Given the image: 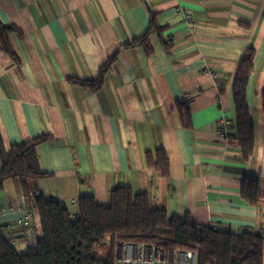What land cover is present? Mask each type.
Masks as SVG:
<instances>
[{
	"label": "crops",
	"instance_id": "obj_1",
	"mask_svg": "<svg viewBox=\"0 0 264 264\" xmlns=\"http://www.w3.org/2000/svg\"><path fill=\"white\" fill-rule=\"evenodd\" d=\"M150 14L159 31L148 32ZM0 24L16 30L5 34L10 54L0 47V142L8 153L49 137L35 150L50 176L36 183L45 199L106 206L126 187L168 220L264 236V0H0ZM248 48L256 138L244 162L230 136L233 80ZM114 56L97 92L71 82L96 80ZM159 149L166 179L146 164ZM249 179L260 190L255 206L242 195ZM1 232L21 253L43 236L17 181L0 191Z\"/></svg>",
	"mask_w": 264,
	"mask_h": 264
},
{
	"label": "trees",
	"instance_id": "obj_2",
	"mask_svg": "<svg viewBox=\"0 0 264 264\" xmlns=\"http://www.w3.org/2000/svg\"><path fill=\"white\" fill-rule=\"evenodd\" d=\"M159 30L150 14L148 32ZM14 31L0 24V47L7 54L10 52L5 34ZM144 41L145 38L135 44ZM114 59L115 56L108 60L96 80L71 82L92 93L97 92ZM254 59L255 51L248 48L237 67L232 90L236 133L230 139L244 162L252 158L256 138L247 104V86ZM261 103L264 115V86ZM48 141V136H42L11 146L8 153L0 142V191L6 181L20 184L23 198L38 213L43 235L35 246L21 253L1 232L0 264H114L118 242L158 245L170 251L194 250L198 264H263V235L247 231L233 234L178 218L168 220L163 210L151 206L147 194L134 195L126 187L113 190L106 206L97 204L92 197H81L76 206L78 218L71 220L65 203L45 199L36 188L39 180L50 177L41 172L35 152L37 146ZM146 164L161 178L168 177V161L163 150H157L154 156L147 153ZM259 194L257 181L246 180L242 191L244 200L255 206ZM107 242L108 252L100 256L98 250L105 249Z\"/></svg>",
	"mask_w": 264,
	"mask_h": 264
},
{
	"label": "built area",
	"instance_id": "obj_3",
	"mask_svg": "<svg viewBox=\"0 0 264 264\" xmlns=\"http://www.w3.org/2000/svg\"><path fill=\"white\" fill-rule=\"evenodd\" d=\"M216 131L221 139H225L229 134L227 122L224 118L216 123ZM25 203V201H22ZM76 202H69L67 209L71 220L78 218L76 214ZM12 212V209H10ZM37 219L36 214L28 212L24 221L27 223ZM22 237L28 236V233H22ZM12 245L14 246L13 242ZM15 247V246H14ZM114 264H198L197 251L194 250H166L158 245L132 244L127 242H118L115 245Z\"/></svg>",
	"mask_w": 264,
	"mask_h": 264
},
{
	"label": "rangeland",
	"instance_id": "obj_4",
	"mask_svg": "<svg viewBox=\"0 0 264 264\" xmlns=\"http://www.w3.org/2000/svg\"><path fill=\"white\" fill-rule=\"evenodd\" d=\"M108 244H109V242L106 243L105 249L98 250L100 256H103V257L106 256V254L108 252V248H109Z\"/></svg>",
	"mask_w": 264,
	"mask_h": 264
}]
</instances>
